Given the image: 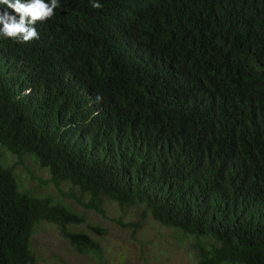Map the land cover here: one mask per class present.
<instances>
[{"label": "trees", "instance_id": "1", "mask_svg": "<svg viewBox=\"0 0 264 264\" xmlns=\"http://www.w3.org/2000/svg\"><path fill=\"white\" fill-rule=\"evenodd\" d=\"M97 2L0 34V264H35L42 222L100 259L105 232L20 188L7 154L103 218L141 207L194 264H264V0Z\"/></svg>", "mask_w": 264, "mask_h": 264}, {"label": "rangeland", "instance_id": "2", "mask_svg": "<svg viewBox=\"0 0 264 264\" xmlns=\"http://www.w3.org/2000/svg\"><path fill=\"white\" fill-rule=\"evenodd\" d=\"M3 161L13 167L20 188L38 196L60 199L62 204L83 213L89 224L105 231L102 236L93 233L102 246L103 259H100L76 253L54 224L42 222L31 238L35 264H194L192 252L187 248L188 240L179 244L176 234L160 227L151 217L141 219V207L121 208L114 202H106L107 217L103 218L92 210H83L73 199L62 197L52 184H40L39 180L49 178L48 171L40 169L30 158L21 164L7 154ZM61 190L68 193L69 186L61 185ZM137 221L139 225L134 226Z\"/></svg>", "mask_w": 264, "mask_h": 264}, {"label": "clouds", "instance_id": "3", "mask_svg": "<svg viewBox=\"0 0 264 264\" xmlns=\"http://www.w3.org/2000/svg\"><path fill=\"white\" fill-rule=\"evenodd\" d=\"M93 8H101L97 0H91ZM7 8L19 14V19L7 11L0 12V34L19 42H31L39 38L35 28L37 22H43L54 15V10L59 7L58 0H0Z\"/></svg>", "mask_w": 264, "mask_h": 264}, {"label": "bare ground", "instance_id": "4", "mask_svg": "<svg viewBox=\"0 0 264 264\" xmlns=\"http://www.w3.org/2000/svg\"><path fill=\"white\" fill-rule=\"evenodd\" d=\"M101 159V158H100Z\"/></svg>", "mask_w": 264, "mask_h": 264}]
</instances>
